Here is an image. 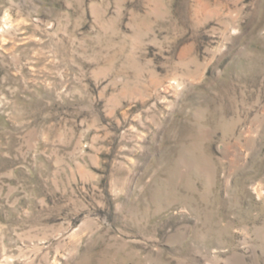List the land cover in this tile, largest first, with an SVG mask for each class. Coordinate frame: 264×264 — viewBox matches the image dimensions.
Masks as SVG:
<instances>
[{
  "label": "rangeland",
  "instance_id": "1",
  "mask_svg": "<svg viewBox=\"0 0 264 264\" xmlns=\"http://www.w3.org/2000/svg\"><path fill=\"white\" fill-rule=\"evenodd\" d=\"M0 264H264V0H0Z\"/></svg>",
  "mask_w": 264,
  "mask_h": 264
}]
</instances>
